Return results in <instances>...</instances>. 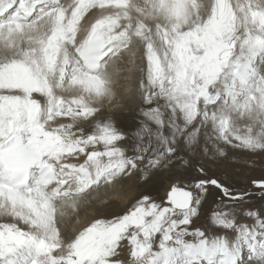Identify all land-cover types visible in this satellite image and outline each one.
Listing matches in <instances>:
<instances>
[{"label": "snow or ice", "instance_id": "obj_1", "mask_svg": "<svg viewBox=\"0 0 264 264\" xmlns=\"http://www.w3.org/2000/svg\"><path fill=\"white\" fill-rule=\"evenodd\" d=\"M114 106L142 118L131 147ZM227 146L264 154V0H0V264H264L256 192L212 167ZM174 169L166 204L68 229Z\"/></svg>", "mask_w": 264, "mask_h": 264}, {"label": "rangeland", "instance_id": "obj_2", "mask_svg": "<svg viewBox=\"0 0 264 264\" xmlns=\"http://www.w3.org/2000/svg\"><path fill=\"white\" fill-rule=\"evenodd\" d=\"M136 64L138 65V67H134L132 69V75L134 77H139L141 74L139 68L144 67L145 62L141 60L140 63ZM120 103L124 104L125 102L122 100L120 101ZM109 114H111L112 119L115 121L117 127L125 134L127 138V146L131 147L135 138V134L139 128L140 121L142 119L139 115L138 110H132L128 107L117 108L114 106L110 110H105L101 114V118L107 117ZM241 123H243V121H241ZM225 151L228 153V157H221L212 165L214 172L218 176H220L221 179L229 182L230 184L235 185L237 188L246 187L250 191H255L256 195L251 200V203L255 205L256 208L264 207V197H262L259 191L256 190L254 186L249 183L250 180H252L253 178L264 177V154L249 152L247 150L239 148H232L231 146H227L225 148ZM191 176V171L185 172L182 169H174L170 172L158 173L153 179L148 182L140 181L138 179V176H133L130 179L126 180V182H132L133 179L136 178V181L138 182V186L136 188L138 190H136V194L134 196L135 200L140 199L144 195H148L157 203L166 204L167 197H165L164 192L168 194L172 185L183 187L189 182ZM94 202L89 205H94ZM131 206H122V208L113 207L114 210L108 209L101 212L100 208H103L105 206L95 205L93 209L94 216L92 218L93 220L96 218H103L104 216L101 215H112L115 211H117L118 213L122 211V213L124 214L126 210L122 209L126 208L128 210ZM215 207L216 202L214 198L211 196L208 197L202 205L203 215L200 219L195 221L193 227H202L201 229H207L209 233L218 232L219 229L212 227L208 221V217L210 216L211 212ZM80 211L81 209L79 210L77 215L78 219L82 215ZM76 218L73 219V217H70V219L73 221H76ZM0 222H4L3 219H0ZM21 226L23 227V225ZM83 228H81V230Z\"/></svg>", "mask_w": 264, "mask_h": 264}, {"label": "bare ground", "instance_id": "obj_3", "mask_svg": "<svg viewBox=\"0 0 264 264\" xmlns=\"http://www.w3.org/2000/svg\"><path fill=\"white\" fill-rule=\"evenodd\" d=\"M142 55H143L142 51H141V53H138V57H142ZM140 62H141V59L138 58L136 60V63H140ZM129 66H131V65H129ZM123 184H124V186L122 188L117 187L116 189L112 190L107 197H102L103 202L102 201H95L94 205H87L85 207H82L81 211H80V213L82 215L79 219L77 217L78 214H74V215L72 214L71 217H73V219H75L77 217L76 221L79 220V222H76V221H73L70 219L68 229L70 231L71 230H81V228L87 227L88 224L90 222H92V220H93V218H92L94 216L93 209H94L95 205L105 206L103 208L102 207L100 208L101 212H103L104 210L113 209V207H116V208L121 207L122 208V206H124V207H127L128 205L131 206L134 202H136V200L134 199V196L136 194V190H138L136 188L138 186V182L136 181V178H134L132 182L124 181ZM164 193H165V197H167L168 194L166 192H164ZM106 206H109V207H106ZM122 210L127 211L126 208L125 209L123 208ZM121 213H122V211H120L119 213L117 211H115L114 214H112V215H101V216H104L103 218L111 219L114 215H121ZM107 214H109V213H107Z\"/></svg>", "mask_w": 264, "mask_h": 264}]
</instances>
